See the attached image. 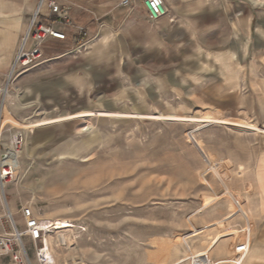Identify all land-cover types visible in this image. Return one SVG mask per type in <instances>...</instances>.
<instances>
[{
  "label": "rangeland",
  "instance_id": "rangeland-1",
  "mask_svg": "<svg viewBox=\"0 0 264 264\" xmlns=\"http://www.w3.org/2000/svg\"><path fill=\"white\" fill-rule=\"evenodd\" d=\"M182 37L192 45L177 71L108 38L8 78L1 144L18 132L24 143L0 187L4 224L12 232L11 213L22 231L24 206L52 221L56 264H173L220 237L208 258L233 260L249 228L245 261L264 264L249 259L264 247L261 190L252 174H226V153L250 149L264 128V0H226V29ZM81 112L93 114L31 127ZM23 244L37 264L33 241Z\"/></svg>",
  "mask_w": 264,
  "mask_h": 264
},
{
  "label": "crops",
  "instance_id": "crops-1",
  "mask_svg": "<svg viewBox=\"0 0 264 264\" xmlns=\"http://www.w3.org/2000/svg\"><path fill=\"white\" fill-rule=\"evenodd\" d=\"M50 1L55 2V7L48 6ZM124 1L45 0L41 8L40 21L53 25L55 29L65 33L66 38L44 42L42 59H54L72 54L76 56L77 51L88 44L94 46L109 38L119 39L125 46L142 47L144 59L149 57L150 60L152 55H157L158 66L162 71H177L176 66L180 60L176 56L183 53V45H192L191 37H182V31L226 29V0H164L167 12L157 20L152 19L147 13L144 0H135L129 5H123ZM39 3L40 0H0V126L6 107L8 78ZM64 12L65 16L62 17ZM82 113L93 114L92 112L78 114ZM99 114L117 115L118 113L100 112ZM263 120L264 118L260 127L264 126ZM255 128L257 129L253 131L260 133L250 135L254 141L250 149L245 144L238 152L226 153V174L253 175L256 187L261 190L259 206L263 216L264 131L260 130L264 128L257 126ZM2 205L0 198V234L9 235L11 231L4 224L5 213ZM246 231H249L247 241H251V228ZM221 238L216 243L215 238L204 252L211 255ZM263 255L264 247H260L250 255L249 259L262 258ZM246 258L241 264L250 263L245 261ZM185 261L186 259H183L177 263L182 264ZM8 263L9 258L0 259V264Z\"/></svg>",
  "mask_w": 264,
  "mask_h": 264
},
{
  "label": "built area",
  "instance_id": "built-area-1",
  "mask_svg": "<svg viewBox=\"0 0 264 264\" xmlns=\"http://www.w3.org/2000/svg\"><path fill=\"white\" fill-rule=\"evenodd\" d=\"M133 1L135 0H125L123 5H129ZM44 2L45 0H40L38 9L35 11L31 19L29 30L23 37L10 76L16 73L20 74L21 70L37 64L43 57L42 44L44 42L50 39L64 40L66 38V34L55 29L53 25L45 24L40 21L41 8ZM48 6L50 8L55 7V2L50 1ZM144 6L149 16L154 20L161 18L167 12L164 0H144ZM64 16L65 12L62 13V17ZM32 43L33 46L31 47ZM2 125L3 124L0 126V143L2 141L3 130L5 127H2ZM23 143V132H18L12 135L10 145L5 147L1 144L0 146V187L2 189H4V187L13 179L15 174V163L18 162L19 153L21 152ZM203 158L209 166L210 159L207 155H204ZM210 171L214 172L216 169L213 167V170ZM234 200L239 211L240 202L236 199ZM21 215L24 221V228L22 231H20L14 219L10 218L13 228L11 234H0V259L9 258L8 264H32L28 256H26V258L22 257L23 251H25L24 253L27 255V251L23 244V237H28L35 244L37 264H55L54 256L50 253L51 245L48 244L49 235L56 231L52 230L54 227L53 222L51 221L48 224L43 223L40 218L36 216L32 206H24L21 209ZM64 224L65 225H63L64 227L62 229L72 227L71 223H67L66 221ZM245 232L248 233L249 231ZM250 248V241L240 242L234 248V252L238 256L237 259L220 260L216 262H211L205 252L194 254L190 251V248H188L190 254L185 257V259L186 262H189L190 264H241L250 252Z\"/></svg>",
  "mask_w": 264,
  "mask_h": 264
},
{
  "label": "bare ground",
  "instance_id": "bare-ground-1",
  "mask_svg": "<svg viewBox=\"0 0 264 264\" xmlns=\"http://www.w3.org/2000/svg\"><path fill=\"white\" fill-rule=\"evenodd\" d=\"M6 93H7V90H6ZM92 114H88V113H82V114H77V115H71V116H67V117H64V118H60V119H56V120H52L50 122H43V123H38L37 125H34V126H31V127H34V128H38V127H41V126H44V125H47V124H52L54 122H58V121H63V120H69V119H73V118H79V117H86V116H90ZM97 115V114H95ZM100 116H106L108 114H99ZM98 115V116H99ZM215 119V118H214ZM197 121H199L200 123H212V122H217V123H226L228 125H239L240 127H248V125L244 122H239V123H235V122H229V121H221V120H212V119H197ZM252 127V126H251ZM254 127V126H253ZM30 128V127H29ZM254 129V128H253ZM257 129V128H256ZM87 130V129H86ZM255 130V129H254ZM260 131H264V130H260ZM18 167H20V164H19V160L18 162L15 163V167H14V173L18 171ZM9 217L11 218V215H9ZM40 220L43 222V220L40 218ZM45 227V226H44ZM55 229V225L54 227L52 228V230ZM49 244V243H48ZM50 253L51 252V249H50ZM54 255V254H53ZM243 262V261H242ZM54 263L56 264V261H55V258H54Z\"/></svg>",
  "mask_w": 264,
  "mask_h": 264
}]
</instances>
